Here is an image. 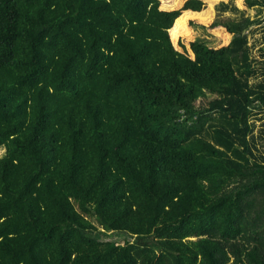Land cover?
Instances as JSON below:
<instances>
[{"label": "trees", "instance_id": "16d2710c", "mask_svg": "<svg viewBox=\"0 0 264 264\" xmlns=\"http://www.w3.org/2000/svg\"><path fill=\"white\" fill-rule=\"evenodd\" d=\"M257 3L0 0V264H264Z\"/></svg>", "mask_w": 264, "mask_h": 264}, {"label": "rangeland", "instance_id": "374dc122", "mask_svg": "<svg viewBox=\"0 0 264 264\" xmlns=\"http://www.w3.org/2000/svg\"><path fill=\"white\" fill-rule=\"evenodd\" d=\"M225 13L236 15L234 9L228 10ZM246 14L249 15L250 19V25L247 28V32L249 35V41L252 45V54L257 59L254 62V65L260 68L258 78L264 77V73H262V71L264 70V4L257 3L251 5L248 8ZM195 33L212 45L218 44L222 40L221 36L218 33H211L201 26H196ZM263 115L264 109L257 113V116ZM257 124L262 125V120L258 119ZM5 152L6 148L4 146H0V157L3 156ZM116 237L122 238L123 235L119 234L116 235Z\"/></svg>", "mask_w": 264, "mask_h": 264}]
</instances>
